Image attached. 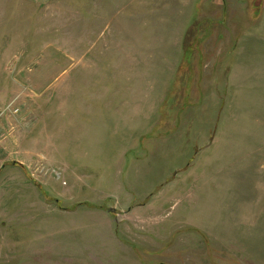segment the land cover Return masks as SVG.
Instances as JSON below:
<instances>
[{"label":"rangeland","instance_id":"rangeland-1","mask_svg":"<svg viewBox=\"0 0 264 264\" xmlns=\"http://www.w3.org/2000/svg\"><path fill=\"white\" fill-rule=\"evenodd\" d=\"M0 264H264V0H0Z\"/></svg>","mask_w":264,"mask_h":264}]
</instances>
